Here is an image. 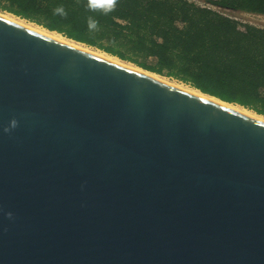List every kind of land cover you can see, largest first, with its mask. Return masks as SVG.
I'll use <instances>...</instances> for the list:
<instances>
[{
    "label": "water",
    "instance_id": "obj_1",
    "mask_svg": "<svg viewBox=\"0 0 264 264\" xmlns=\"http://www.w3.org/2000/svg\"><path fill=\"white\" fill-rule=\"evenodd\" d=\"M0 264H264V120L0 13Z\"/></svg>",
    "mask_w": 264,
    "mask_h": 264
},
{
    "label": "trees",
    "instance_id": "obj_2",
    "mask_svg": "<svg viewBox=\"0 0 264 264\" xmlns=\"http://www.w3.org/2000/svg\"><path fill=\"white\" fill-rule=\"evenodd\" d=\"M204 1L117 0L104 14L88 0H0V10L264 114V26L222 10L264 14V0Z\"/></svg>",
    "mask_w": 264,
    "mask_h": 264
},
{
    "label": "bare ground",
    "instance_id": "obj_3",
    "mask_svg": "<svg viewBox=\"0 0 264 264\" xmlns=\"http://www.w3.org/2000/svg\"><path fill=\"white\" fill-rule=\"evenodd\" d=\"M0 13L2 15L6 16L7 18L15 20V21H17V22H19L21 24H24V25H26L28 27H31V28H33V29H35L37 31H40L42 33H45L47 35H50V36L55 37L57 39H60L62 41H65L67 43L76 45L78 47H82V48H85L87 50L93 51V52H95V53H97V54H99L101 56H104V57L109 58L111 60H114L116 62L131 66L133 68H137V69H140V70L147 71L148 73H150V74L154 75L155 77H158V78H160V79H162V80H164L166 82H169L171 84H174V85H177L179 87H182V88H184V89H186L188 91H191L193 93H197L199 95H203V96L212 98L214 100H217L219 102L225 103V104H227V105H229V106H231V107H233L235 109H238V110H240V111H242V112H244L246 114H249L251 116H254L256 118L264 120V114H260V113L254 111L252 109H249V108H247V107H245V106H243L241 104L225 101V100H223V99H221L219 97H216L214 95L205 93L202 90H200L199 88H196L195 86H192L190 84L181 83V82H179V81H177L175 79L169 78V77H167L165 75H162V74L147 70V69H145V68H143L141 66L136 65V63L134 64L133 62H130V61H127V60H123L120 57H118L116 55H113L111 53H108V52H106L104 50H101L99 48L87 45L86 43L79 42L77 40L69 38V37L65 36L63 33H60V32H58L56 30H50V29H48L46 27L41 26L40 24H38L36 22H33V21L31 22L30 20H28L26 18H23L21 16H18V15L14 14V13H11V12H8V11H2V10H0Z\"/></svg>",
    "mask_w": 264,
    "mask_h": 264
},
{
    "label": "clouds",
    "instance_id": "obj_4",
    "mask_svg": "<svg viewBox=\"0 0 264 264\" xmlns=\"http://www.w3.org/2000/svg\"><path fill=\"white\" fill-rule=\"evenodd\" d=\"M117 4V0H88V8L91 11H100L103 12L104 14H107L111 11H114L115 7ZM56 14L59 15H67L66 10L64 9L63 6H58L55 9ZM98 27V21L93 18V17H88V28L89 30H96ZM17 124V121L15 119H13L11 121V126L15 127ZM6 131L8 129H5ZM9 216H11V213L8 214Z\"/></svg>",
    "mask_w": 264,
    "mask_h": 264
},
{
    "label": "rangeland",
    "instance_id": "obj_5",
    "mask_svg": "<svg viewBox=\"0 0 264 264\" xmlns=\"http://www.w3.org/2000/svg\"><path fill=\"white\" fill-rule=\"evenodd\" d=\"M199 3H205L204 0H197ZM223 11H225L227 14L232 15L233 17H236L244 22H250V23H254L256 25L259 26H264V14H259V13H253V12H248V11H243V10H233V9H222ZM168 77V76H167ZM171 78V77H169ZM174 79V78H172ZM177 80V79H175ZM181 83H185L182 82L180 80H177ZM187 84V83H185Z\"/></svg>",
    "mask_w": 264,
    "mask_h": 264
}]
</instances>
